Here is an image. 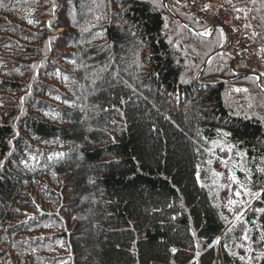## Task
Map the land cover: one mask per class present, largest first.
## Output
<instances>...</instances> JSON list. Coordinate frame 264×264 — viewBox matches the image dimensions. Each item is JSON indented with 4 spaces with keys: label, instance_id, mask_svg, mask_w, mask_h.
Segmentation results:
<instances>
[{
    "label": "trees",
    "instance_id": "trees-1",
    "mask_svg": "<svg viewBox=\"0 0 264 264\" xmlns=\"http://www.w3.org/2000/svg\"><path fill=\"white\" fill-rule=\"evenodd\" d=\"M215 1L258 68L174 3L194 31L161 0H0V264L264 261V0Z\"/></svg>",
    "mask_w": 264,
    "mask_h": 264
},
{
    "label": "built area",
    "instance_id": "built-area-1",
    "mask_svg": "<svg viewBox=\"0 0 264 264\" xmlns=\"http://www.w3.org/2000/svg\"><path fill=\"white\" fill-rule=\"evenodd\" d=\"M167 2L178 4L180 7L193 14L195 17L208 21L215 26H222L227 28L230 35H232V45L234 50V60L232 69L235 71L245 70L249 67H258V58L252 56L251 50L244 39L239 35V28L237 22H231L228 14L221 8L216 7L212 0H165Z\"/></svg>",
    "mask_w": 264,
    "mask_h": 264
},
{
    "label": "rangeland",
    "instance_id": "rangeland-1",
    "mask_svg": "<svg viewBox=\"0 0 264 264\" xmlns=\"http://www.w3.org/2000/svg\"><path fill=\"white\" fill-rule=\"evenodd\" d=\"M169 19L167 18V22ZM60 30V29H59ZM223 44V43H222ZM216 168H214L215 170H217L222 176V180L225 181V178H226V171L223 170L222 167H220L219 165L215 164L214 165ZM260 222H261V226H262V230L264 231V211L261 213L260 215ZM152 264H163V263H158V262H155V263H152ZM214 264H221L220 263V258H219V253H218V249L216 250V256H215V262ZM259 264H264V261L262 260Z\"/></svg>",
    "mask_w": 264,
    "mask_h": 264
},
{
    "label": "water",
    "instance_id": "water-1",
    "mask_svg": "<svg viewBox=\"0 0 264 264\" xmlns=\"http://www.w3.org/2000/svg\"><path fill=\"white\" fill-rule=\"evenodd\" d=\"M163 3H164V0H161ZM169 13L172 14V16L174 17L175 20H177L178 22H180L183 26H185L186 28H188L189 30L191 31H194L193 28L185 21H183L182 19H180L177 15L173 14L172 11L170 9H167ZM229 45V40H227V42L225 43V45L221 46L218 48V50L215 52V53H218L220 51H223L225 49H227ZM211 56V55H210ZM210 56L206 59L205 61V64L207 63L208 59L210 58ZM256 77H257V83L258 85L261 87V84H260V78L259 76L256 74ZM262 89V87H261ZM263 90V89H262ZM264 91V90H263Z\"/></svg>",
    "mask_w": 264,
    "mask_h": 264
},
{
    "label": "snow or ice",
    "instance_id": "snow-or-ice-1",
    "mask_svg": "<svg viewBox=\"0 0 264 264\" xmlns=\"http://www.w3.org/2000/svg\"><path fill=\"white\" fill-rule=\"evenodd\" d=\"M233 179H235V177H233ZM230 203H233L232 201H230ZM260 211H264V209H261Z\"/></svg>",
    "mask_w": 264,
    "mask_h": 264
}]
</instances>
